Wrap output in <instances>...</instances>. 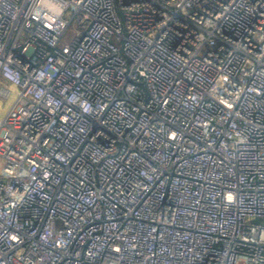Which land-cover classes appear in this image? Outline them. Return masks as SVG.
Returning a JSON list of instances; mask_svg holds the SVG:
<instances>
[{
	"label": "built area",
	"instance_id": "2783aa9c",
	"mask_svg": "<svg viewBox=\"0 0 264 264\" xmlns=\"http://www.w3.org/2000/svg\"><path fill=\"white\" fill-rule=\"evenodd\" d=\"M13 88L0 264H264V0H0Z\"/></svg>",
	"mask_w": 264,
	"mask_h": 264
},
{
	"label": "crops",
	"instance_id": "0c3cea01",
	"mask_svg": "<svg viewBox=\"0 0 264 264\" xmlns=\"http://www.w3.org/2000/svg\"><path fill=\"white\" fill-rule=\"evenodd\" d=\"M15 98V89L13 88V92L11 96L7 99L0 97V118L6 113V111L10 108Z\"/></svg>",
	"mask_w": 264,
	"mask_h": 264
},
{
	"label": "rangeland",
	"instance_id": "374dc122",
	"mask_svg": "<svg viewBox=\"0 0 264 264\" xmlns=\"http://www.w3.org/2000/svg\"><path fill=\"white\" fill-rule=\"evenodd\" d=\"M78 30H81V29L76 27L75 24H70V26L68 27V29H67V31H66L63 39H62V41L60 42V44L71 40L73 38L74 34L76 33V31H78Z\"/></svg>",
	"mask_w": 264,
	"mask_h": 264
}]
</instances>
